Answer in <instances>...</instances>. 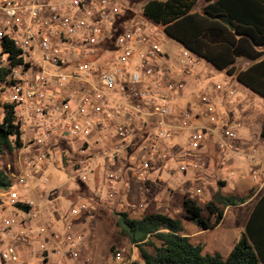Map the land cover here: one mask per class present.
<instances>
[{
	"label": "built area",
	"instance_id": "built-area-1",
	"mask_svg": "<svg viewBox=\"0 0 264 264\" xmlns=\"http://www.w3.org/2000/svg\"><path fill=\"white\" fill-rule=\"evenodd\" d=\"M164 34L162 24L120 0H0V40L20 50L5 84L22 141L17 168L6 172L10 184L0 190V240H12L0 251L4 264L20 260L21 245L56 255L59 264H92L88 233L76 226L83 212L131 192L144 196L137 204L144 209L159 169L198 180L206 162L195 152L209 141L231 172L228 154L258 159L255 145L237 142L240 123L219 113L216 95H233L232 87L218 84L181 103V66L188 73L199 56L184 46L172 57L161 47ZM51 170L67 178L48 187ZM251 177L258 183L257 169ZM71 181L87 193L64 209L58 203L73 193L65 190Z\"/></svg>",
	"mask_w": 264,
	"mask_h": 264
},
{
	"label": "trees",
	"instance_id": "trees-1",
	"mask_svg": "<svg viewBox=\"0 0 264 264\" xmlns=\"http://www.w3.org/2000/svg\"><path fill=\"white\" fill-rule=\"evenodd\" d=\"M205 1L201 11L195 10L198 0H145L139 9L162 24L167 36L264 98V0ZM0 45L10 65L18 62L20 50L10 38H2ZM240 57L254 62L239 68L237 59ZM9 72V66L0 65L2 83L7 82ZM13 111V106L5 101L0 121V151L3 144L14 149L22 144ZM261 134L264 137V124ZM9 184L8 175L0 170V188L5 189ZM250 196L219 192L206 204L208 216L202 214V208L194 199L185 197L186 218L199 229H212L223 219L227 206L245 203ZM116 226L139 250L140 258L130 264H264V246L252 232L250 222L226 257L219 252L204 251L203 245L193 241L180 219L163 212L130 217L126 211H121Z\"/></svg>",
	"mask_w": 264,
	"mask_h": 264
},
{
	"label": "rangeland",
	"instance_id": "rangeland-1",
	"mask_svg": "<svg viewBox=\"0 0 264 264\" xmlns=\"http://www.w3.org/2000/svg\"><path fill=\"white\" fill-rule=\"evenodd\" d=\"M124 4L133 6L134 8H140L145 0H120ZM205 0H198L195 10L200 11L203 9ZM161 47L167 51L172 57L180 54L183 51L184 45L167 35H163L160 39ZM0 65L9 66V60L6 53L2 52L0 45ZM198 64L190 66L188 68L189 72L186 73L183 66H181V83H183L182 88H186L189 85L190 78L193 74H199L205 76L209 72L214 73V82H219L222 80V76L225 74L219 68L214 65H209L203 58L197 57ZM245 60L239 59L237 61V66L241 68V64L244 65ZM234 87L237 88V93L242 91V88L238 83L234 82ZM189 94L192 98H198L204 92L200 86L191 87ZM181 91V88H179ZM9 87L5 83L0 81V121L3 118V103L6 101V96L8 95ZM212 93V92H209ZM218 100V97H216ZM185 105V104H184ZM236 111L240 110L238 105H234ZM170 121V117L167 118ZM264 138V137H263ZM263 138H253L254 144L258 153L264 151V139ZM12 139V136H10ZM178 137L174 139V142H178ZM181 146L188 147V141L184 140ZM227 159H234L240 162L237 166L239 170H234L231 172L223 166L219 165V162H210L203 171V175L198 180L191 181V173L187 176L175 172L173 175H169L164 169H159L156 173V179L152 185V191L145 197V202L147 203L144 209H140L137 204L144 200V196H140L136 192H131L129 195H121L119 198L114 200L110 204H105L98 202L97 208L93 211H85L80 217L81 221H84L83 225H76L77 229L85 230L88 236L91 237L92 242V253L96 259L95 264H130L132 261L138 260L140 258L139 250L137 246L131 244L126 238H124L116 226V219L118 213L121 211H126L130 217H139L142 214L148 212H163L170 215L173 218H178L187 227V232L192 233L195 229V224L191 223L192 220L186 218V211L184 209V198L191 197L196 201V203L202 208V214L204 216L209 215V211L206 208V204L209 200L214 199V197L220 192L223 194H238L240 196H245L251 194L253 191L256 192V187L250 188L251 184H247L250 179H252V166L255 165L251 159L244 154H228L225 156ZM176 165V164H175ZM17 168L16 160V148H10L6 144L2 145L0 151V170L5 173ZM55 172V171H50ZM233 173V174H232ZM224 177V181L221 177ZM240 176H243L240 179ZM67 178V175L63 172H59L54 175L48 187L54 185L57 182H62ZM242 180V186L237 188L236 182ZM222 181L224 183H222ZM200 184L202 187V194L196 192L197 185ZM89 187H93L94 184H88ZM236 186V187H235ZM47 187V188H48ZM69 187H74L80 189V184L76 181H71L65 188L67 190ZM193 190L192 192L190 191ZM1 190V188H0ZM88 199L92 202L95 200L96 192H92L91 188L88 192ZM72 197L74 201L81 199L79 191L72 194H65V197H61L60 200L65 201L66 198ZM157 199V201H156ZM228 209L225 221L223 222L219 233L221 234L223 241L227 242L232 234H236V225L243 221L250 206L235 207L230 206ZM226 210V208H225ZM58 230L64 232V223L59 222ZM90 238V237H89ZM12 240L9 238L1 237L0 240V251L8 242ZM226 245V244H225ZM26 247L27 250L24 248ZM20 260L15 264H25L26 261H31L32 264H59V257L53 254L46 255L44 258L40 255L41 252L37 251L36 246L28 248L27 246L21 245L20 247ZM33 251L32 249H35ZM208 252H219L223 257L227 256V246L223 248L213 250L208 246L206 249ZM117 251H122V259L117 260L115 255ZM0 264H4L0 256ZM69 264V263H66Z\"/></svg>",
	"mask_w": 264,
	"mask_h": 264
},
{
	"label": "crops",
	"instance_id": "crops-1",
	"mask_svg": "<svg viewBox=\"0 0 264 264\" xmlns=\"http://www.w3.org/2000/svg\"><path fill=\"white\" fill-rule=\"evenodd\" d=\"M203 59L209 65H213L205 58ZM239 59L245 60L244 65L241 64V68H246L248 65L254 62L246 57H240L237 59V61ZM220 70L225 74L222 76V80L219 82H214V78H213L214 73L212 71L211 72L207 71L208 73L205 76L196 73L193 74L192 77L190 78L189 85L186 88H181V103L188 105L190 104V101L194 99L192 98V95L189 94V91L191 90L189 88L191 87L200 86L202 87L203 90L213 93L216 92V86L218 84L226 85L227 87H232L235 90V93L233 95H229L227 93L216 95V97H218V102H219V113L221 116H223L226 120L230 122L237 121L240 123V126L236 129L237 142L241 143L245 148H248L250 145L255 144L253 138H263L261 134V129H262V125L264 124V98L261 97L256 92H254L253 90H251L250 88L240 83L234 77L229 76L225 70L223 69ZM235 81L242 88V91L239 94H236L237 88L234 87ZM234 105H238L240 107V110L236 111L234 109ZM195 153L198 154V156L200 155V158L203 159L204 163L206 162L203 168H201L200 171H198L195 174V177L197 176L201 178L205 167L209 165L210 162L212 161L217 162L220 156V152L214 145V142L209 141L207 145L203 146L201 150ZM256 156L258 157L256 161H253L250 157L249 158L251 159L252 162L255 163V165L252 166V169H257L258 171V183L254 182L253 179H250L249 182L247 183L248 185L251 184L250 188L256 187V192L253 191L251 193L250 198L245 203H242L240 205L227 206L223 219L214 228L199 229L198 227L195 226L194 231L190 233V236L192 237L193 241L200 242L203 245L204 251H206L205 249L208 246H210V248H212L213 250H217L223 248V246H227V255H228L231 249L233 248L234 243L239 239L241 234L243 232H246L249 222H250V227L252 228V232L254 233L258 241L264 246V204H263L264 151L259 150L258 153L256 149ZM239 163L240 162L231 158L229 159V165H230L229 168L232 169V171H234L235 169L239 170V168H237ZM56 174L58 173L54 172L53 176ZM242 177L243 176H240V179H242ZM221 178L224 181L226 180L224 177ZM222 183L224 182L222 181ZM235 185L237 186V188H240V186H242V180L240 182H236ZM72 188H73L72 191L75 193L79 191L77 188L74 187ZM68 193L69 192H67V194ZM86 193H87L86 191H79V195L82 194L85 195ZM72 202H74V199L72 197H68L65 199V201L60 200L58 204L61 205V207H63L64 209H66ZM261 202L263 205L261 204ZM230 206H235V207L250 206V208L246 214L245 219L236 225V230H235L236 234L235 235L232 234L229 240L227 242H224L221 234L219 233V230L223 222L225 221L228 209L231 208ZM258 211H261L260 212L261 214L258 215L255 214ZM46 219H47V214L44 215V220ZM81 220L82 219H79L76 225L78 226L81 224L83 225L84 221ZM89 237L90 238H89L88 248L86 249L85 252L91 258L92 264H95L96 259L92 253L93 251L91 250L92 249L91 237L93 236L91 235ZM24 248L27 250L26 247Z\"/></svg>",
	"mask_w": 264,
	"mask_h": 264
}]
</instances>
